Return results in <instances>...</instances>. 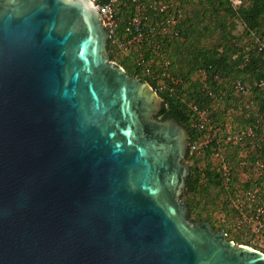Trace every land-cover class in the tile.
Listing matches in <instances>:
<instances>
[{"label": "water", "instance_id": "95a60500", "mask_svg": "<svg viewBox=\"0 0 264 264\" xmlns=\"http://www.w3.org/2000/svg\"><path fill=\"white\" fill-rule=\"evenodd\" d=\"M90 0H0V264H264L188 219L186 129L109 60Z\"/></svg>", "mask_w": 264, "mask_h": 264}, {"label": "trees", "instance_id": "16d2710c", "mask_svg": "<svg viewBox=\"0 0 264 264\" xmlns=\"http://www.w3.org/2000/svg\"><path fill=\"white\" fill-rule=\"evenodd\" d=\"M104 2L105 0H99V3ZM145 2L148 6L157 2L167 3L170 4V9H180L182 17L176 26L170 27L177 34L162 37L156 31L135 49L122 53L113 40L123 38L127 22L135 10L132 4L126 8L120 6L116 11L119 28L112 39L108 40L106 53L111 62H116L130 76L147 82L156 90L162 99L161 110L156 118L176 120L186 129L190 146L211 134L194 128L195 119L191 117L189 104L206 111L213 131L219 129L218 132L225 133L227 125H235L236 129L260 125L259 119L264 117V87L261 86V81L264 80V51L259 50L255 41L264 44V0ZM145 14L151 23L164 17V14L148 7ZM238 25L242 26L240 35L234 33ZM156 44L159 45L160 52L155 50ZM156 51L159 55H156ZM139 58L149 64L154 75H161L164 71L168 74V78H163L168 88L162 91L157 89L154 77L146 75L143 67L136 64ZM165 61L168 63L166 66ZM197 73H201L204 79L193 78ZM238 82L247 89L245 96L235 90ZM247 97L248 100L244 102L242 99ZM260 129L261 127L257 132L258 137L261 136ZM214 147L213 142L201 152L193 154H189L188 149L184 157L183 163H189L190 173L186 177L181 200L188 207V219L193 223L206 221L215 231H224L228 240L235 244L264 253V230L260 233V238H256V233L250 226L242 225L247 226L246 231L237 228L239 216L231 203L235 193L239 192L238 189L258 191L264 203V170L256 178L241 180L240 176H249L251 170L246 166L249 161L252 162L250 165L253 164L252 153L249 151L245 154L246 157H241L244 148L231 143L224 144V159L229 163L231 175L225 186L217 168L218 163L212 157ZM226 151L228 154L225 156ZM218 209L235 214L231 223L234 224V230L232 227L225 228L227 219L223 218V227L214 226L212 214ZM238 230L242 231L243 237L233 234L238 233Z\"/></svg>", "mask_w": 264, "mask_h": 264}, {"label": "built area", "instance_id": "2783aa9c", "mask_svg": "<svg viewBox=\"0 0 264 264\" xmlns=\"http://www.w3.org/2000/svg\"><path fill=\"white\" fill-rule=\"evenodd\" d=\"M90 2L97 8L102 18V25L109 35L108 40L112 39V36L116 34L119 28V18L116 13L118 7L126 8L130 4L134 5L135 13L127 22L123 38L113 40L118 51L122 53H128L131 49H135L137 45L148 39L151 36L150 34L156 31H159L162 37L176 35L177 32L175 30L171 31L170 27L176 26L182 17L180 9H170V4L167 3L157 2L151 3L148 6L145 0H105L104 3H99V0H90ZM147 7L154 10V12L164 14V17L160 21L151 23L149 17L145 14ZM255 42L258 44L259 50L264 51V44L258 43V41ZM154 47L155 50H159L160 52L158 44ZM159 52L156 51V55H159ZM114 63L118 65L116 62ZM136 64L143 67L146 75L150 74L154 77L157 89L162 91L168 88V85L163 80L164 77L168 78V74L165 71L161 75H154L149 69V64L145 63L141 58L137 60ZM164 65H168V63L165 61ZM171 82L176 84L175 80L171 79ZM261 86L264 87V80L261 81ZM153 90L156 92L154 88ZM170 90L172 91V88ZM235 90L244 96L248 93L247 89L240 82L235 85ZM209 94L211 95V93ZM189 107L191 117L195 119L194 128L198 131L206 130L211 134L205 135L203 139L191 146L189 144V154L201 152V150L214 142L215 147L212 157L218 163V171L221 173L223 184L226 186L230 181L231 175L229 163L224 159L223 145L231 143L240 146L244 148V154H247V152L252 151L254 148H259L261 142L257 136V132L260 127L264 126V117L259 119L260 125L256 124L255 126L241 129H236L235 125H227L225 128L226 132L223 133L218 132L220 131L219 129L213 131L206 111L200 110L192 104H189ZM253 168L260 175L264 170V162L256 160ZM261 200L262 198H260L258 191L253 190L239 191L231 199V203L239 216L236 227L240 228L242 225L250 226L252 231L256 233V238H260V233L264 230V203Z\"/></svg>", "mask_w": 264, "mask_h": 264}, {"label": "rangeland", "instance_id": "374dc122", "mask_svg": "<svg viewBox=\"0 0 264 264\" xmlns=\"http://www.w3.org/2000/svg\"><path fill=\"white\" fill-rule=\"evenodd\" d=\"M241 31H242V26L241 25H238V27H237V29H236V31L234 32L236 35H240L241 34ZM193 78H198V79H201V80H203L204 79V77H203V75L201 74V73H197L196 75H194V77ZM248 98L249 97H247V98H245V99H242L244 102H246L247 100H248ZM227 117H229V115L227 116ZM226 128V127H225ZM236 147H238V146H236ZM228 153H227V151H226V153H225V156L227 155ZM241 157H246L245 156V154L244 153H242L241 154ZM250 163H252V162H248V164H247V166H246V168H248L249 170H253L252 168H253V164H254V162H253V164H251L250 165ZM185 165H187V166H190L189 165V163H185ZM201 166L203 167V163L201 164ZM252 173L253 174H255V172L254 171H252ZM264 175V174H263ZM241 177V178H240ZM237 176V179H241V180H244V177L243 176ZM258 177V176H257ZM256 178V177H255ZM239 179V180H240ZM239 191H241V189H238ZM218 199V198H217ZM218 201H219V199H218ZM219 205V204H218ZM212 218H213V224H214V226L215 227H220V226H222L221 225V221L223 220V219H227V224L225 225V228L226 229H228V228H230V227H232V229H233V226H234V224H231L232 222H233V220H234V218H235V214L233 213V214H228L226 211H219V209L218 210H215L214 212H213V214H212ZM223 218V219H222ZM231 225V226H230ZM223 227V226H222ZM241 229L240 230H242V229H244V231H246L247 230V226H241L240 227ZM234 230V229H233ZM240 230H238L239 232L237 233V232H235V233H233V234H240V236H242L243 237V234H242V231H240ZM232 234V235H233ZM231 238V237H230ZM262 245V244H261Z\"/></svg>", "mask_w": 264, "mask_h": 264}, {"label": "crops", "instance_id": "0c3cea01", "mask_svg": "<svg viewBox=\"0 0 264 264\" xmlns=\"http://www.w3.org/2000/svg\"><path fill=\"white\" fill-rule=\"evenodd\" d=\"M259 132L261 133V136L259 137L261 143H260L259 148H254V150L251 151V153H252L251 159L253 162H256V160H261L264 162V126L261 127ZM252 169H253L252 171H254L255 174H253L252 171H250L248 173L249 174L248 178H247V175H243V177L245 179H248V181L251 180V178H255V177L259 176L256 172V169H254V168H252Z\"/></svg>", "mask_w": 264, "mask_h": 264}]
</instances>
